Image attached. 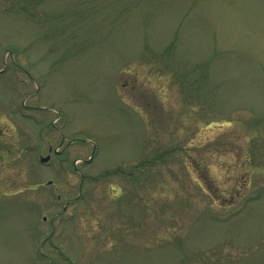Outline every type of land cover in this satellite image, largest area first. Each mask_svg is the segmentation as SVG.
I'll list each match as a JSON object with an SVG mask.
<instances>
[{
	"label": "rangeland",
	"instance_id": "rangeland-1",
	"mask_svg": "<svg viewBox=\"0 0 264 264\" xmlns=\"http://www.w3.org/2000/svg\"><path fill=\"white\" fill-rule=\"evenodd\" d=\"M0 264H264V0H0Z\"/></svg>",
	"mask_w": 264,
	"mask_h": 264
},
{
	"label": "water",
	"instance_id": "water-1",
	"mask_svg": "<svg viewBox=\"0 0 264 264\" xmlns=\"http://www.w3.org/2000/svg\"><path fill=\"white\" fill-rule=\"evenodd\" d=\"M47 160H48V158L41 159L42 162H45Z\"/></svg>",
	"mask_w": 264,
	"mask_h": 264
},
{
	"label": "flooded vegetation",
	"instance_id": "flooded-vegetation-1",
	"mask_svg": "<svg viewBox=\"0 0 264 264\" xmlns=\"http://www.w3.org/2000/svg\"><path fill=\"white\" fill-rule=\"evenodd\" d=\"M49 152H51V148H49ZM58 199H59V196H58ZM73 201V199H69L68 201Z\"/></svg>",
	"mask_w": 264,
	"mask_h": 264
}]
</instances>
